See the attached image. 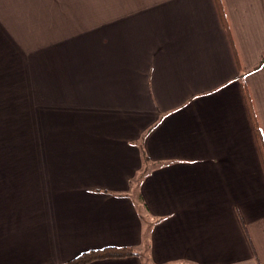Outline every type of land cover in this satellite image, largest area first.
I'll return each mask as SVG.
<instances>
[{
  "label": "crops",
  "instance_id": "obj_1",
  "mask_svg": "<svg viewBox=\"0 0 264 264\" xmlns=\"http://www.w3.org/2000/svg\"><path fill=\"white\" fill-rule=\"evenodd\" d=\"M255 123L264 0H0V264H264Z\"/></svg>",
  "mask_w": 264,
  "mask_h": 264
},
{
  "label": "trees",
  "instance_id": "obj_2",
  "mask_svg": "<svg viewBox=\"0 0 264 264\" xmlns=\"http://www.w3.org/2000/svg\"><path fill=\"white\" fill-rule=\"evenodd\" d=\"M245 93L248 95V92L245 88ZM252 117L254 119V114L252 113ZM255 129L258 135L259 145L262 150L264 156V142L262 139V135L259 129V126L255 123ZM145 162H148V158L145 156ZM148 173V169H147ZM131 256H139V253L130 247H108L100 250H91L85 252L73 260L69 261L68 264H91L95 261L99 260H107V259H119V258H127Z\"/></svg>",
  "mask_w": 264,
  "mask_h": 264
}]
</instances>
